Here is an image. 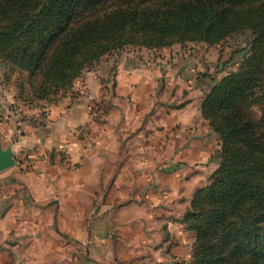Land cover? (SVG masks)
<instances>
[{
  "label": "trees",
  "instance_id": "16d2710c",
  "mask_svg": "<svg viewBox=\"0 0 264 264\" xmlns=\"http://www.w3.org/2000/svg\"><path fill=\"white\" fill-rule=\"evenodd\" d=\"M242 31L247 56L202 103L221 161L184 214L190 264H264V0H0V61L26 75L32 101L61 99L128 46H212Z\"/></svg>",
  "mask_w": 264,
  "mask_h": 264
},
{
  "label": "crops",
  "instance_id": "0c3cea01",
  "mask_svg": "<svg viewBox=\"0 0 264 264\" xmlns=\"http://www.w3.org/2000/svg\"><path fill=\"white\" fill-rule=\"evenodd\" d=\"M134 68V72L128 70L127 65L120 68L116 77V91L120 98L110 102V111L100 122L90 113L88 102L74 103L56 124L51 123L50 129L47 126L50 121L45 117L30 122L24 120L22 115L20 119L16 115L14 119L6 115L8 117L4 121L10 120L9 131L2 135L4 143L0 137L2 145L12 146L16 160L21 151L30 153L34 163L22 175L24 185H15L16 194L5 201L0 199V264L12 262V256H17L21 264H65L64 256L66 254L69 258L71 248L67 250L62 239L56 242L51 240L57 228L68 235L66 239L74 238L83 243L88 240L90 232L94 241L91 250L94 260H113V245L105 235L106 218L102 226L99 216L109 217L111 224L115 222L118 228L122 225L125 231L132 230L137 219L144 230L150 216L144 217L143 214L140 220L138 215L130 213L132 210H129V206H136L140 204V199H146L150 203L147 206H153L157 216H164L171 211L168 206L175 205L177 199H181L180 194H194L198 186L195 182L188 183L185 176L197 171L192 168L193 164L200 160L208 161L212 145L206 133L202 132L207 127L196 125L199 112L194 108L197 105L193 100L181 109L165 106L171 107L170 114H163L161 108L156 109L160 115H156L155 124L152 123L151 127L154 129L156 126L159 132L163 131V137L150 147L151 153L155 154L146 162V169L153 170L151 174L138 178L134 175H112L122 158L120 167L128 169L134 165L129 159L130 155L123 157L120 129L114 125L118 122L115 120L116 112L127 110L123 95L142 102L147 95L143 89L148 84L156 85L153 81L155 75L148 68L150 72L137 66ZM150 98L152 100L153 96L150 95L148 101ZM51 113L55 118L53 109ZM54 125L62 129H55ZM19 126H22L21 129ZM13 135L15 140H19L18 144L11 142ZM167 148L172 151L169 157L172 159L168 163L170 169L159 167L161 162L167 160L165 157L162 160L160 156L156 157L157 151L160 154ZM52 156L54 161L51 160ZM106 166L113 167L108 174L104 171ZM54 197L57 199L54 200ZM121 201L128 203L116 207V203ZM173 214L176 216L178 212ZM175 223H170L171 230L176 227ZM11 239L13 242H9ZM102 246L109 250L102 252ZM161 248L160 252L165 253ZM55 255L61 259L55 258ZM86 257L84 264H87ZM73 262L76 263L75 260Z\"/></svg>",
  "mask_w": 264,
  "mask_h": 264
},
{
  "label": "rangeland",
  "instance_id": "374dc122",
  "mask_svg": "<svg viewBox=\"0 0 264 264\" xmlns=\"http://www.w3.org/2000/svg\"><path fill=\"white\" fill-rule=\"evenodd\" d=\"M252 38L253 33L251 31H242L235 33L226 41L212 46L195 42L176 43L170 47L157 49L128 46L119 52L103 56L98 63L76 80L71 91L61 99L52 102L25 99L27 93L22 95L19 83L26 80V75H21L19 72L10 73L7 65L0 61V137L3 138L4 143L2 135L9 131L8 121H10H4V119L8 116L12 119L15 115L18 119L23 116L24 120L30 122L33 120L38 121L36 118L45 117L50 121L47 123L50 129L52 128L51 123L54 124L55 122L56 124L63 113L67 112L74 103L88 102L90 113L100 122L103 119L102 117L108 115L110 102L114 101V98H120L116 91V77L120 68L127 65V69L132 72L136 71V68H134L136 66L140 70L149 69L155 75L153 81L156 85L148 84L147 88L143 89L147 95L142 102H136L134 99L132 100L131 96L123 95L126 98L124 99L126 100L124 107H127V110L126 112L124 110L116 112L115 120L118 122L114 124L115 127L120 129V148L124 149L122 150L123 157L130 155L129 159L134 165L128 169L120 167L122 158L112 175L117 177L122 174L125 176L134 175L138 178L148 173L151 174L153 170L146 169V162L151 160L155 154L151 153L150 147L154 146L160 137H163L161 135L163 131L159 132V128L156 126H154V129L151 127L152 123L155 124L156 115H160L159 112H156V109L161 108L163 114H170L171 107L165 106H174L172 108L181 109L190 100H193L194 105L198 106L194 108L199 112L196 125L201 128L207 127L202 132L206 133V138L212 145L211 156L208 161L200 160L193 164L192 168L197 169V171L185 176V179L189 181L188 183H196L197 190L209 184L221 161L220 137L204 118L202 103L210 90L228 72L239 68L247 56ZM150 95L153 98L148 101ZM106 101L108 103H105ZM153 104L155 105L152 108ZM163 106L165 109H163ZM52 109L56 113L55 118L52 117L54 115L51 113ZM21 127L18 128L21 129ZM54 127L55 129H62V127L58 128L56 125ZM199 131L201 135V130ZM19 133L21 134V131ZM22 134H25V132L22 131ZM11 142L18 144L19 140H15V135H13ZM3 146L6 147V145ZM171 154L172 151L168 148L167 151L163 149L160 154H158V151L156 152V157L160 156L161 160L164 157L167 159L161 162L160 168L170 169L168 163L169 159H172L169 158ZM31 159L34 158L31 157L30 153L21 151L17 156L16 165L0 173V199L2 201H5L10 195L16 194L14 193L15 185H24L22 175L33 167L34 162ZM51 160L54 161L53 156ZM112 169L113 167H104L107 174ZM193 195L180 194L181 199H177L175 205L168 206L171 209V214H164V216H157L154 207L147 206L149 201L146 199L144 201L140 199L138 201L140 204H136V206L133 205L131 208L129 206V210L137 209V211H131L130 213L135 214V216L138 215L140 220L143 214L144 217L150 216L149 222H145L144 230L137 219H135V224L132 226L134 228L125 231L122 230V225L118 228L115 222L111 224L109 217L99 216L103 223L102 226H104L106 218L107 231L105 235L113 245V260H107L106 258H104V262L94 260L91 251L94 248V241L90 232L88 233V240L83 243L74 238L66 239L68 235L57 228L51 240L56 242L62 239L67 246V250L71 248L69 258L66 254L64 256L65 264H78L79 260V264H84L83 260L86 256L87 264H190L194 236L186 228L183 218L191 205ZM56 199L57 197H54V200ZM127 203L128 201L118 202L116 207L126 206ZM151 204L153 205V203ZM175 211L178 212L176 216L173 214ZM173 222H176V227L171 230L170 223ZM9 242H13V240L11 239ZM165 245L166 247H164ZM161 247L164 248L165 253L160 252ZM100 250L107 252L109 249L102 246ZM79 253H81L80 256ZM54 257L61 259L59 255ZM74 260L76 263L73 262ZM7 264L21 263L17 256L16 258L12 256V262L8 261ZM55 264L59 263L56 262Z\"/></svg>",
  "mask_w": 264,
  "mask_h": 264
},
{
  "label": "water",
  "instance_id": "95a60500",
  "mask_svg": "<svg viewBox=\"0 0 264 264\" xmlns=\"http://www.w3.org/2000/svg\"><path fill=\"white\" fill-rule=\"evenodd\" d=\"M17 160L12 146L4 147L0 141V173L16 165Z\"/></svg>",
  "mask_w": 264,
  "mask_h": 264
}]
</instances>
